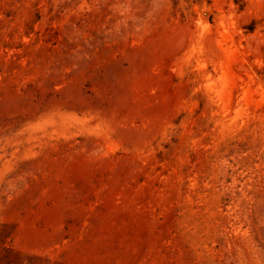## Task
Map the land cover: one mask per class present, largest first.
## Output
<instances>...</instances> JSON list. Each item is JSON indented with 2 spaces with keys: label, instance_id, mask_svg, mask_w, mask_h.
<instances>
[{
  "label": "rangeland",
  "instance_id": "obj_1",
  "mask_svg": "<svg viewBox=\"0 0 264 264\" xmlns=\"http://www.w3.org/2000/svg\"><path fill=\"white\" fill-rule=\"evenodd\" d=\"M0 264H264V0H0Z\"/></svg>",
  "mask_w": 264,
  "mask_h": 264
},
{
  "label": "bare ground",
  "instance_id": "obj_2",
  "mask_svg": "<svg viewBox=\"0 0 264 264\" xmlns=\"http://www.w3.org/2000/svg\"><path fill=\"white\" fill-rule=\"evenodd\" d=\"M205 16H206V14H205Z\"/></svg>",
  "mask_w": 264,
  "mask_h": 264
}]
</instances>
